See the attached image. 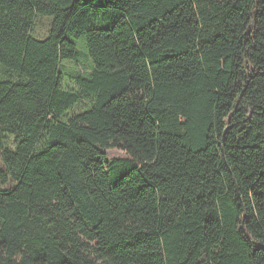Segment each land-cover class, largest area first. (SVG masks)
<instances>
[{"label": "trees", "instance_id": "trees-1", "mask_svg": "<svg viewBox=\"0 0 264 264\" xmlns=\"http://www.w3.org/2000/svg\"><path fill=\"white\" fill-rule=\"evenodd\" d=\"M0 70V264H264V0H0Z\"/></svg>", "mask_w": 264, "mask_h": 264}, {"label": "rangeland", "instance_id": "rangeland-1", "mask_svg": "<svg viewBox=\"0 0 264 264\" xmlns=\"http://www.w3.org/2000/svg\"><path fill=\"white\" fill-rule=\"evenodd\" d=\"M50 28V20L48 18H43V17H38L35 20L34 23V29L32 32V35L37 38V39H43L47 36L48 31ZM82 41H80L81 43ZM80 51L83 52L82 48L80 47ZM82 66H84L88 71H90L91 68V62L87 59H83L81 62ZM61 68H62V72L63 74H65L64 79H63V85L67 86V87H71V84L68 80V78L66 77V74L68 73H76L79 70L78 67H75L71 62H62L61 64ZM1 70H0V74H1ZM84 104H79L78 107L75 110H83ZM6 145L8 148H13V141L11 138H7L6 139ZM105 155L107 156V158L109 159H113V158H121L123 157V154L120 151H106ZM4 170L3 164L1 162L0 159V172Z\"/></svg>", "mask_w": 264, "mask_h": 264}]
</instances>
